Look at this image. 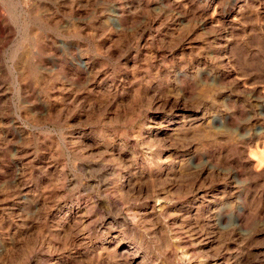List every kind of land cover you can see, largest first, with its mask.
Listing matches in <instances>:
<instances>
[{
  "label": "rangeland",
  "instance_id": "1",
  "mask_svg": "<svg viewBox=\"0 0 264 264\" xmlns=\"http://www.w3.org/2000/svg\"><path fill=\"white\" fill-rule=\"evenodd\" d=\"M0 18V264H264V0Z\"/></svg>",
  "mask_w": 264,
  "mask_h": 264
},
{
  "label": "bare ground",
  "instance_id": "2",
  "mask_svg": "<svg viewBox=\"0 0 264 264\" xmlns=\"http://www.w3.org/2000/svg\"><path fill=\"white\" fill-rule=\"evenodd\" d=\"M1 19V18H0ZM1 26V25H0ZM0 36L2 37V30L0 29ZM154 122V121H153ZM159 138V137H158Z\"/></svg>",
  "mask_w": 264,
  "mask_h": 264
}]
</instances>
